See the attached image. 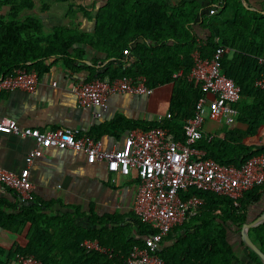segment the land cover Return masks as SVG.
<instances>
[{"label": "trees", "instance_id": "16d2710c", "mask_svg": "<svg viewBox=\"0 0 264 264\" xmlns=\"http://www.w3.org/2000/svg\"><path fill=\"white\" fill-rule=\"evenodd\" d=\"M209 1L215 5L209 15L203 14L198 0H104L90 12L70 2L68 8L77 6L93 19V30L61 24L44 33L40 18L29 12L35 0H0V78L14 75L19 68L34 70L39 77L61 59L70 71L88 70L87 81L141 74L152 88L173 82L171 108L176 114L170 111L169 120L158 123L117 114L93 125L87 133L99 140L137 126H166L183 139V122L193 115L200 95L199 82L185 78L197 41H203L199 47L203 56H211L218 45L226 46L229 52L221 58V70L240 87V99L230 104L240 125H224L211 139L198 140L196 146L205 151L203 157L240 166L264 152V146L249 145L264 127V90L254 86L262 70L258 59L264 55V12L249 0ZM70 9L66 13L74 16ZM88 49L89 60L84 59ZM177 71L182 76L173 78ZM220 132L223 137L218 136ZM261 189L256 186L238 200L190 189L187 195H197L204 203L197 215L169 230L159 256L166 264H233L227 222L239 229L245 222L246 205ZM0 228L24 238L0 246V264H12L17 254H34L42 264H123L132 247L143 246L144 236L154 231L134 213L98 214L92 204L82 211L78 205L45 202L35 196L32 201L20 198L16 203L1 200ZM181 230L185 232L177 235ZM249 232L264 252V223ZM86 238L112 247L113 257L86 253L81 246Z\"/></svg>", "mask_w": 264, "mask_h": 264}, {"label": "built area", "instance_id": "2783aa9c", "mask_svg": "<svg viewBox=\"0 0 264 264\" xmlns=\"http://www.w3.org/2000/svg\"><path fill=\"white\" fill-rule=\"evenodd\" d=\"M197 41L193 50L192 65L186 74L187 81L200 84V95L195 102L193 115L182 125L183 139H178L166 126L147 129L132 128L125 132L121 145L102 148L101 142L77 127L40 129L23 126L9 116L0 117V130L18 137L30 138L34 147L25 158L26 166L9 171L0 165V183L13 190L24 201L34 199V185L29 178V164L42 155L45 148L55 147L82 153L88 163L102 162L106 170L115 175L134 174L138 179L132 202L133 213L154 231L144 236L143 246H134L124 256L123 264H166L158 252L164 238L174 226H179L197 215L204 203L197 195H187L190 189L213 192L238 200L256 186L264 187V152L246 159L240 166L223 164L196 146L201 138L211 139L212 134L203 130L207 120L230 125L236 113L230 104L240 99V87L221 70V58L229 48L218 45L211 56H203ZM262 67L254 86L264 90V55L259 57ZM182 76V71L172 74ZM52 82V85H56ZM38 76L34 70L19 68L14 75L0 78V91L23 90L34 93ZM76 104L80 108L92 107L94 120L102 118L109 108V96L129 94L149 96L153 88L147 85L144 75H124L117 78H94L71 85ZM171 113L157 114L155 120L163 123ZM237 205V203H236ZM86 253L98 252L109 258L114 249L102 245L97 239L82 242ZM12 264H42L34 254H17Z\"/></svg>", "mask_w": 264, "mask_h": 264}, {"label": "crops", "instance_id": "0c3cea01", "mask_svg": "<svg viewBox=\"0 0 264 264\" xmlns=\"http://www.w3.org/2000/svg\"><path fill=\"white\" fill-rule=\"evenodd\" d=\"M38 1L41 3L40 7L37 5ZM50 1L35 0V7L29 11L40 18L43 28L48 27L51 30L61 24H72L81 31L91 32L93 30V19L84 14L82 9L74 6L72 9L69 8L70 11L75 12L74 16L65 15V12L60 13L59 5L50 4ZM103 1L72 0L75 5H83L88 12ZM198 1L201 3L204 15L213 12L214 3L209 0ZM249 2L254 7L262 8V12H264V0H249ZM196 28L199 33H202L199 27ZM98 56L102 57V55ZM90 58L91 51L88 49L84 59L89 60ZM88 74L86 69L77 72L70 71L65 68L63 61L58 59L49 71L38 77V85L34 93L23 90L0 91V117L9 116L23 126L42 130L68 126L80 128L84 132H88L93 125L108 121L117 114L133 120H150L151 114L147 111L150 95L129 94L109 96V108L103 113L101 119L94 120L92 117L93 108L78 107L70 90L73 83L87 81ZM52 82L57 84L52 85ZM233 116L235 118L232 117L230 125L207 120L203 125V130L214 135L224 125L239 126L237 114L235 113ZM125 132H117L116 136H102L99 139L102 148L111 149L121 145ZM223 135L224 133L220 132L218 136L223 137ZM249 145L254 148L264 146V127L258 131ZM33 147L34 142L30 138L18 137L0 130V165L9 171L21 170L26 166L25 158ZM28 166L29 178L34 185V196L37 199L45 202H61L64 205H78L82 211H87L92 204L98 214L117 212L126 215L133 213L131 207L137 183L134 181L136 179L134 174L129 176L117 174L115 175L116 180L113 182L111 178L114 175L106 170L105 164L102 162L88 163L82 153L55 147L43 149L42 155L34 158ZM19 199L14 192L0 183V201L16 203ZM55 207L58 208L59 205L56 204ZM262 213H264V187L259 190V196L246 205L245 222L254 220ZM263 223L264 220L260 224ZM227 225L226 238L234 255L233 264H259L261 259L258 255L254 256L241 240V226L237 229L236 225L230 221L227 222ZM184 232V230L178 231L177 235ZM187 232H192V230ZM248 234L259 247L249 230ZM13 241L23 242L24 238L19 234L0 228V246L8 247ZM163 244L165 245V238Z\"/></svg>", "mask_w": 264, "mask_h": 264}, {"label": "rangeland", "instance_id": "374dc122", "mask_svg": "<svg viewBox=\"0 0 264 264\" xmlns=\"http://www.w3.org/2000/svg\"><path fill=\"white\" fill-rule=\"evenodd\" d=\"M72 2V0H66L64 2H55V0H51L50 4H57L60 7V13L67 14L69 8V3ZM40 1L37 2L38 7H40ZM68 15V14H67ZM79 26V25H78ZM50 28L46 27L44 28V33H49ZM175 88V83L170 82L163 85H158L155 88H153V93L149 96L148 99V106L147 111L151 114L150 120L154 121L155 116L157 114H163L165 115L168 112H172L174 115L176 114V110L174 108H171V99L173 97V90ZM170 112V113H171ZM149 114V115H150ZM235 118V116H233ZM234 121V120H233Z\"/></svg>", "mask_w": 264, "mask_h": 264}, {"label": "water", "instance_id": "95a60500", "mask_svg": "<svg viewBox=\"0 0 264 264\" xmlns=\"http://www.w3.org/2000/svg\"><path fill=\"white\" fill-rule=\"evenodd\" d=\"M244 1V0H243ZM264 220V213L260 214L254 220L250 222H244L240 229L241 240L246 247L252 250L261 259L264 264V252L251 240L248 230L254 226H257Z\"/></svg>", "mask_w": 264, "mask_h": 264}]
</instances>
